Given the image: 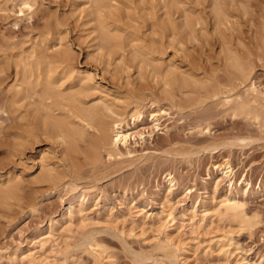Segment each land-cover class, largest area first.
<instances>
[{
    "label": "rangeland",
    "instance_id": "obj_1",
    "mask_svg": "<svg viewBox=\"0 0 264 264\" xmlns=\"http://www.w3.org/2000/svg\"><path fill=\"white\" fill-rule=\"evenodd\" d=\"M19 1L0 0V49L15 54V60L41 39H50V50H60L61 61H68L81 75H91L90 88L84 98L87 106L104 98L116 111L118 108L125 112L123 119L129 123L128 131L137 135L128 147L121 145L114 151L109 128L112 120L107 118V113L102 130L98 126L89 128L75 118L76 122L86 125L85 134L68 148L67 144L58 145L51 135L45 136L37 125H33L35 132L28 134L26 126L17 121L12 123L8 115L0 111V121L10 126L13 134L0 142V176H4L3 179L12 173L20 176L21 195L24 196L12 197L7 206L0 204V263L19 246L26 250L29 237L37 228H42L45 237L50 219L62 218L70 200L86 193L89 201L85 203L84 216L74 219L72 224L61 223L47 243L46 251L42 256L36 254L39 260L30 264H93L90 252L74 244L75 240L79 243L83 236L89 235L107 248L109 259L105 261L140 264L142 259L136 257L138 254L150 258L142 264H163L159 244L166 241L165 233L141 224L140 209L158 213L167 202L179 215L194 203H209L213 198L219 201L228 192L229 181L215 169L229 160L237 169L235 180L240 194L237 196L247 202L249 212L259 214L260 223L249 231L225 226L219 218L213 217L212 226L195 233L176 224L168 230L182 247L178 264H185L184 261L232 264L217 255L219 250L215 245L217 240H224L228 235L247 250L245 256L252 262L264 264V28L261 27L264 0L244 1L249 5L254 3L250 8L253 15L242 11L241 2L231 4L228 0L233 17L220 27L212 17L208 1L176 0L168 15L158 0H142V3L141 0H119L118 14L109 15V20L112 18L126 34L123 47L119 46L121 51L113 47L118 51L115 54L112 49L101 48L99 39L94 38L98 34V22L88 16V11H82L90 7L88 3L83 4L86 0H36L38 12L33 16L27 13L18 20L15 13ZM179 7L182 11H176ZM187 8L191 10L188 16L193 19L195 28L188 24L185 27ZM167 15L174 20L173 24ZM166 16L171 27L166 22L162 24ZM181 21L185 22L183 28ZM130 27L134 32H129ZM191 29L195 31L192 33ZM131 34L133 40L136 39L133 42ZM259 38H263L262 41ZM224 43H229L230 48L234 45L235 51L238 47V52H245L246 79L226 62L225 51L222 53ZM145 45L148 48L144 50ZM134 48L148 50L155 63L148 62V55L147 61L134 58ZM150 49L154 52L150 53ZM62 51H65V59ZM171 62L178 67L169 68ZM12 77L8 85L14 82ZM69 83L70 80L64 88ZM252 83L263 104L257 100L259 102L250 103V108L242 112L238 111L239 102L226 103L229 96L243 95ZM75 84L74 89H80ZM137 105L143 115L142 120L134 124L130 113ZM158 109L166 111H161L159 127L151 123L152 114L159 112ZM43 154L47 155L49 167L55 170L54 181L38 180L44 171ZM168 171L179 181L175 187L165 179ZM244 179L252 183V191L245 195L241 184ZM119 201H124L127 209ZM135 203L136 207L129 211L128 207ZM106 208H111L115 215L110 217ZM152 259L154 262L150 261Z\"/></svg>",
    "mask_w": 264,
    "mask_h": 264
},
{
    "label": "bare ground",
    "instance_id": "obj_2",
    "mask_svg": "<svg viewBox=\"0 0 264 264\" xmlns=\"http://www.w3.org/2000/svg\"><path fill=\"white\" fill-rule=\"evenodd\" d=\"M138 1L140 2V0ZM158 1L159 2L161 1V3H158V4H160V7L163 6V8L167 10V12L166 11L165 12L168 14L170 7L173 4L175 5L174 1L176 0H158ZM196 1H199V0H196ZM203 1H208L209 4L211 5L212 9L210 11L214 15L212 17L213 19L215 18L216 20L215 23H217V27L218 26L220 27V25L223 24L225 21H227L231 16L233 17L232 12H230L229 10L230 7L228 6L229 4L228 0H203ZM244 1H247V0H243V1L242 0H230L231 4L233 2H237V3L241 2L239 4H241V8L243 9L242 11L247 14H251L253 11L252 9L250 11V8H252V5L254 3L253 4L251 3L252 5H249V3L244 2ZM144 2H147V1H144ZM179 2H183V1L180 0ZM87 3L90 5V7H88L87 9L86 7H84L82 11L83 12L88 11V16H91L92 20L96 19V21L95 20L94 21L98 22V28H99L98 34H96L94 38L99 39V42L101 43L100 45L101 48L112 49L114 51L113 54H115V52H118V51H115L114 49L116 48L113 49V47L117 46L118 47L117 49L120 50L119 46H122V44L124 43V35L126 33L123 34L124 30L120 28L119 24H117L119 26L115 25L116 23L114 24L112 22V18H111V21L109 20V15L111 16L116 15L118 8H119L118 4L120 3V1L119 0H86L83 4L86 5ZM141 3H142V0H141ZM180 4H177V5H180ZM231 4L229 5L231 6ZM16 6L18 7V11L15 14L18 20L22 18L23 16L26 17L27 13L33 16L34 14L38 12L37 7H36V0H20ZM181 7H183V4L181 5ZM181 7L175 8L176 11L177 9L182 11ZM238 8L240 9V5ZM187 11H189L188 8H187ZM190 11L187 12V15H185L184 21L186 22V26H185V22L181 21V25L183 23L185 27H187V24L190 26L194 25L192 22L193 19L190 20L191 17L189 18V16L191 15ZM130 13L132 12H129V14ZM181 14H183V12ZM93 15L95 16L93 17ZM131 16L129 15L128 17H131ZM167 16H166V19H167ZM181 16L183 17V15ZM169 17L170 16H168V18ZM166 19L164 22H162V24L167 23V25L169 26L171 24L170 21H172V19L169 18L170 21L167 19V21L169 22H167ZM173 22L174 20L172 21V24ZM263 24H264V21L261 25V27L263 26L264 28ZM130 25H128V27ZM47 28L48 27H46V30ZM130 28H131V31L129 32L130 33L134 32L133 31L134 28L132 27ZM182 28H183V25H182ZM56 29L58 30V27ZM170 29L172 30L173 28H170ZM50 31L52 32V30ZM193 31L195 30H192V33ZM135 32L137 31L135 30ZM46 34L48 33L46 32ZM130 38H132V42L136 40V39L133 40L134 38L133 36ZM262 39L260 41H262ZM49 41L50 39H47V38L41 39L40 41L36 42L32 46V48L30 47L31 49L28 50L27 53L23 52L25 54L17 56L19 57V59H15V60H14L15 54L10 55L4 52L2 49H0V97H2V103L0 105L1 113L2 112L6 113L8 115L7 117H9L12 120V123L13 121H17L21 125L26 126L28 134L30 132L32 133L35 132V130L33 129V125H37L39 126L38 128L39 129L41 128L42 132L45 133L44 134L45 136L47 134L51 135L53 138L57 140L58 145L67 144L69 146L68 148L70 147L72 148L73 144H75V141H78L76 139L82 138L85 134L86 125L84 126L76 122L75 118H78L81 122H85L88 126H90L89 128H91V126H94V128L98 126L102 130V127L104 126L103 120L106 119L105 114L107 113V118L109 117L112 120V123H110L112 124L111 127L109 126L108 127L111 128L112 130L113 135L111 136L110 140H111V145L114 148V151H118L121 145L128 147L129 142L131 141L133 137L137 135V133L128 131L129 123H125L123 119L125 112L119 111L118 108L116 111L110 104L107 103V100H105L104 98H102V100L100 99V101L98 102L95 101L96 103L94 102L93 104L87 106V102L84 100V98L87 95L88 89L90 88L89 80L91 79V75L89 74L81 75V73L77 72L75 67L71 65L70 63H68V61H61L60 59L62 58L58 57L60 50L53 49L51 51L50 50L51 46L49 44ZM126 41H127V38H126ZM142 41L144 42V40ZM243 43L240 42L241 45ZM227 44L229 45L228 48H226ZM227 44L224 43L225 46L222 45L224 49L226 48L225 50L222 48V53L225 51L224 52L225 56L223 57L224 58L226 57L225 59L226 62L228 64L230 63L232 68L237 70L243 78L247 77L248 69L244 62V58L246 56L245 52L244 51H241V53L238 52V47H236L237 50L235 51V49H233L234 45L232 46L231 44L232 48H230V44L229 43ZM130 45L131 43L129 44V46ZM262 45L264 47V39L262 41ZM139 46L141 45L139 44L137 47L139 48ZM143 47H146V45ZM131 48L132 47H130L129 49ZM138 48L137 49L134 48V50H132V52L134 51L133 54L131 52L130 53L134 55V58L139 59L140 62L141 60L142 61L146 60L147 55H148V50L143 51L142 49L140 50ZM147 48L148 46L143 49L145 50ZM124 51H126L125 48H124ZM62 52H63L64 59H65V53H64L65 51H62ZM149 52L152 53L154 51L150 49ZM122 55H125V54H122ZM66 60H67V55H66ZM150 60L151 58L149 57L148 62ZM146 61H145V64H148V62L146 63ZM150 63H152L153 65V63L155 62L151 60ZM168 64H170L169 68H175V66L178 67L176 64L174 65V63L172 62ZM158 67L160 68V66ZM154 68L155 67H153V69ZM11 73L13 74L11 75ZM11 76H13L12 78L14 79L12 80H14V82L11 85L10 84L8 85V80L11 78ZM67 80L68 81L70 80V83L67 85L66 88H64L65 84L68 83ZM75 83H77V85L79 86L77 87L80 89H77V90L74 89L76 87ZM259 94L260 93L257 90L255 84L252 83L244 91L243 95H238L236 97L229 96L226 99V103L234 104V101H237L240 103V105L237 106L239 108L238 111L240 110L242 112L243 111L245 112L247 109L250 108V103H255L257 100H260V102L259 101L257 102H259V104H263L261 102L262 100L260 99L261 97H259ZM250 95H253L252 99L250 98ZM88 97L89 96H87V98ZM262 99L264 102V98ZM66 107H69L71 112L68 111L69 108L65 110ZM257 109H259V107ZM161 111L163 110H160L157 113L154 112L152 114L151 123L157 127L160 126V120H161V115H162ZM163 113H166V111L164 110ZM142 115H143V112L141 111L138 105L130 113V117L133 118L134 124L142 118ZM12 123L10 122V124ZM4 124H5L4 121L3 122L0 121V142L1 141L5 142V140L9 139V137L13 135L12 132H10L11 127L9 126L10 127L9 128L7 127L8 124L7 125H4ZM106 125L108 124H105V126ZM104 129H107V128H104ZM34 137H35V134H34ZM37 139L38 137L36 138V140ZM128 152L130 153V151ZM47 159H48L47 155L43 154L41 158V162L44 167V171L41 174V176L38 178L39 181H44V182L50 181L51 182V180L55 177V174H54L55 170L49 167L50 162H48ZM215 170H218V171L220 170L224 179L225 180L227 179L229 181L228 192L219 201L216 202L215 198H213V200L209 203L203 202V203H200V205L198 203L197 204L194 203L192 204L193 205L192 208L181 212L179 215L175 212L172 206L167 205V202H164L162 206V210L158 213L148 212V210H146L145 208L140 209V214H138V218L141 224L156 227L158 229H161L162 232L165 233L166 241H164V243L162 244H159V249L160 251H162L161 253L164 259L163 264H178L179 263V258L181 255V252L179 251L182 249V247L170 235L171 233L168 230L176 224H180L181 227H185L186 229L188 227L190 229L188 230L189 232L191 231L195 233L198 231V229H205L209 226H212V224H214L215 222L213 217L219 218V220L222 221L223 224H225V226H228V227L234 226L233 228L237 226V227H241L242 229L249 230V231H251L253 227L255 228V225L258 222L260 223L259 214L257 212H252V213L249 212L247 210V202L244 199L242 200V198H239L237 196V195H240L239 190H238V184H237V181L235 180L237 169L231 164L229 160H227L223 165L217 166ZM3 177L4 176L2 175L0 176V204L2 206H7L9 205V200L12 199V197H18V198L24 197L21 195V189H20L22 179L20 176L15 175L14 173L8 174L4 179ZM165 179L167 180L168 183H170V186L172 187H175L179 182L177 177L172 172H169V171L166 173ZM219 179L223 180L221 176ZM241 184H242L243 189H245L244 192H242L244 193V195L252 191L251 189L252 183L250 182L249 179L248 180L244 179L243 182H241ZM88 201H89V198L86 193H83L75 198H72L69 202V207L67 208L65 213L62 215V218L50 219L49 225L47 227V235L45 234L46 235L45 237H44V234L41 232L42 228L41 227L37 228L29 237V247L26 250H24L22 246H19L13 252L11 256H8L7 258H5L0 264H30L36 260H39L38 257L35 255L39 254L40 256H42L43 252L46 251V248H47L46 245L51 240L53 235H55L54 233L57 232L58 226L64 221H68L70 224H72L74 219H79L80 217L84 216V214L86 213L85 203H87ZM119 204L120 205L124 204L125 206L126 203L124 201H119ZM135 207H136V203L133 204L131 207H128V210L130 211ZM198 207L199 209L197 210ZM106 212L109 214L110 217L115 215V213L113 212L111 208H106ZM76 242L78 241L75 240V243H74L75 245L77 244L76 248L84 247L85 250L90 252L94 260L93 264H115V262L112 260L105 261L106 258L109 259V257L106 255L107 248L99 240L94 238L92 235L83 236L79 243H76ZM215 245H217V248L219 250L217 255L222 256L226 260V262H233L232 264H257L256 262H252L251 258L249 259L248 256L247 257L245 256V255H248L247 250H245L244 247H242L236 240L234 241V238L230 237L229 235L224 236V240H217ZM35 250H37V252H33ZM28 251L30 253H28ZM136 257L137 258L140 257L139 259H142L140 264L144 263L146 259L147 260L150 259V258H146V256H141L138 254ZM150 261L154 262V259ZM184 263L189 264L186 261H184Z\"/></svg>",
    "mask_w": 264,
    "mask_h": 264
}]
</instances>
